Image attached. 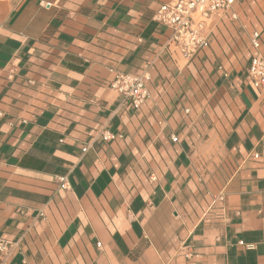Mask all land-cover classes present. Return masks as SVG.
<instances>
[{
  "label": "crops",
  "instance_id": "obj_1",
  "mask_svg": "<svg viewBox=\"0 0 264 264\" xmlns=\"http://www.w3.org/2000/svg\"><path fill=\"white\" fill-rule=\"evenodd\" d=\"M172 1L0 0V264H264V0L191 60L164 50ZM146 71L123 107L115 74Z\"/></svg>",
  "mask_w": 264,
  "mask_h": 264
},
{
  "label": "built area",
  "instance_id": "obj_2",
  "mask_svg": "<svg viewBox=\"0 0 264 264\" xmlns=\"http://www.w3.org/2000/svg\"><path fill=\"white\" fill-rule=\"evenodd\" d=\"M234 3L235 0H174L161 6L156 19L171 31L164 50L191 60L198 51L207 46L208 31L231 10ZM260 39L258 32L252 34L251 46L256 55L248 69L249 79L259 90L264 88V58L259 53ZM149 80L147 71L142 74L117 72L110 87L119 95L123 107L138 109L150 98L146 86ZM58 182L62 189H70L67 177H59ZM11 251L10 244L0 241V261L6 259Z\"/></svg>",
  "mask_w": 264,
  "mask_h": 264
}]
</instances>
